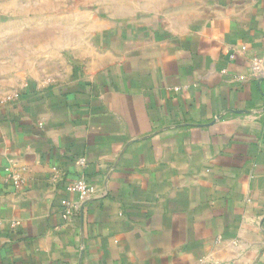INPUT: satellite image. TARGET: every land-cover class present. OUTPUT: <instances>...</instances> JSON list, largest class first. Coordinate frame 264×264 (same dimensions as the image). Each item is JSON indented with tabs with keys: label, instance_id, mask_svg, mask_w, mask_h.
<instances>
[{
	"label": "crops",
	"instance_id": "0c3cea01",
	"mask_svg": "<svg viewBox=\"0 0 264 264\" xmlns=\"http://www.w3.org/2000/svg\"><path fill=\"white\" fill-rule=\"evenodd\" d=\"M77 7L89 59L0 107V264H264V0Z\"/></svg>",
	"mask_w": 264,
	"mask_h": 264
},
{
	"label": "rangeland",
	"instance_id": "374dc122",
	"mask_svg": "<svg viewBox=\"0 0 264 264\" xmlns=\"http://www.w3.org/2000/svg\"><path fill=\"white\" fill-rule=\"evenodd\" d=\"M78 1L0 2V107L13 101L27 84L62 81L89 59L78 35H90L88 20L93 14L78 8ZM68 17L70 23L63 22ZM82 18L86 25L78 24Z\"/></svg>",
	"mask_w": 264,
	"mask_h": 264
},
{
	"label": "built area",
	"instance_id": "2783aa9c",
	"mask_svg": "<svg viewBox=\"0 0 264 264\" xmlns=\"http://www.w3.org/2000/svg\"><path fill=\"white\" fill-rule=\"evenodd\" d=\"M73 191H81L84 196L87 194H90L94 191V188L92 186H87L86 184L79 182L75 184L72 188Z\"/></svg>",
	"mask_w": 264,
	"mask_h": 264
}]
</instances>
